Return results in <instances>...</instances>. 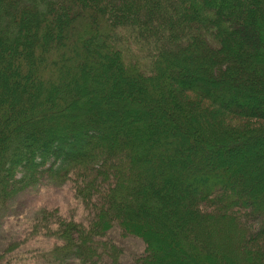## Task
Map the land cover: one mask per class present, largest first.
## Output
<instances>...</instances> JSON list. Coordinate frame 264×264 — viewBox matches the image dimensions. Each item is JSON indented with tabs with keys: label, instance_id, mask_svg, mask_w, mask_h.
<instances>
[{
	"label": "trees",
	"instance_id": "trees-1",
	"mask_svg": "<svg viewBox=\"0 0 264 264\" xmlns=\"http://www.w3.org/2000/svg\"><path fill=\"white\" fill-rule=\"evenodd\" d=\"M241 51L242 73L258 81L231 77V91L224 75ZM259 80L264 0H0V220L20 193L71 182L87 210L97 198L105 210L77 222L39 215L57 237L50 264H124L114 228L146 244L126 264H143L162 228L178 252L221 264L210 235L229 222L245 260L264 264V205L252 198V187L264 191L254 179L264 153L246 176L228 159L264 140ZM176 121L192 139L230 142L215 151L221 161L196 149L176 170L179 128L163 130ZM147 212L157 219L139 224Z\"/></svg>",
	"mask_w": 264,
	"mask_h": 264
},
{
	"label": "rangeland",
	"instance_id": "rangeland-1",
	"mask_svg": "<svg viewBox=\"0 0 264 264\" xmlns=\"http://www.w3.org/2000/svg\"><path fill=\"white\" fill-rule=\"evenodd\" d=\"M257 33L259 34V30H257ZM234 42L231 40V46L234 48ZM239 43V42H236ZM241 46V45H240ZM240 50V48H239ZM242 50V49H241ZM244 51V50H243ZM241 51L239 53V60L236 61V63H233L232 66L229 67L230 69L226 71L227 74L224 75L225 81H231V77L235 79L234 85L235 87L247 85V83H251L255 81H258V78L255 75H245L242 73L243 68L247 64V59L245 57V53ZM194 64L197 65L195 62ZM232 68V69H231ZM227 75V76H226ZM251 81V82H250ZM210 82V81H208ZM225 83V88H229V90H233V85L229 83ZM244 82V83H243ZM260 82V80H259ZM260 84H264V82H260ZM221 85V84H220ZM217 87V86H216ZM212 88H209L207 90H211ZM224 90V89H223ZM221 92V91H220ZM221 93H224L221 92ZM228 93V92H225ZM226 95V94H225ZM114 106V103H111L110 106ZM132 107H139V103L131 104ZM108 112L114 113L116 112L115 108L110 109L109 106ZM106 118H110L109 114H107ZM173 122V121H172ZM166 126V124H165ZM159 128H161V125H159ZM174 128H179L176 130L175 135V146L177 147V152H179L180 156H176L177 163L175 160L174 163L170 164V167L174 165L176 170H182V166L185 164V153L193 151L194 154H197L196 149H202L203 151L210 147L213 149V152L216 153L215 157H207L211 159H216L221 161L219 159L223 155L217 154L215 152L216 150L218 153H221L222 148L230 145V142H223L218 140H211L208 139L207 136H203L201 139L199 138H193L191 137V134L182 127L178 121L175 122V125H168L163 130H166V133H168L170 130H173ZM218 137H223V135H220L217 133ZM198 139L199 143L195 142V140ZM188 140V141H186ZM186 141V142H185ZM197 141V140H196ZM163 143V140H161V144ZM177 143V144H176ZM187 144V149H186ZM264 140L263 142H258L257 145H254V143L251 144V146H245L241 149H239L238 155H240V159L242 160L241 163H243V172L248 173V169H250L251 165L255 166L257 161H261L260 158H248L249 156L258 153L257 156L264 153ZM250 148V149H249ZM252 148V149H251ZM248 149V150H247ZM256 149V150H254ZM188 150V151H187ZM260 153V154H259ZM217 157V158H216ZM237 155L235 158L233 156L228 157V159H237ZM191 162V158L189 159ZM254 164V165H253ZM169 166V164H167ZM242 165V164H238ZM234 173L235 171H238L239 168L234 167ZM231 169V172H233V167H229ZM263 165L258 172L255 171V180L257 182H261L264 184V173H263ZM253 180V179H252ZM250 180L249 182H251ZM251 183L247 185V188L249 189ZM252 194L253 199L254 197H259L262 202L261 204L264 205V191L261 190L262 194H259L258 190H256L254 187H252ZM251 194V195H252ZM96 206L94 210L90 211L87 210L86 207H89L87 204H85L82 199L76 196L75 193V184L73 183H67L63 186H56L54 183H45V186H39L34 189L26 190L20 195L15 198L12 202H10L8 210L3 215L2 219L0 220V261H3L5 264H50V251L55 245L57 246V237L52 235L49 236L44 232L43 230H40L41 227L37 223L36 219L39 215H41L44 211H56L57 214L64 216L68 220L73 221H87L90 220L91 216L94 215L95 210L97 209L99 213H103V207L104 204L99 205L97 202L99 201V198L96 200ZM92 201V203H94ZM86 206V207H85ZM139 218V224H142L143 222L145 224L151 222L153 219H157L154 214L150 213H142L138 216ZM255 223H257L260 226V223L258 222V219L253 220ZM54 222L56 223L57 220L55 219ZM230 223V222H229ZM229 223H222L216 227V232L211 231V245H216L215 249L217 250V253L219 255L224 256V258H219L221 264H252L253 262H247L245 260V256L241 252L243 248L238 249L239 247H235V243L237 242L238 238V226L240 225L237 222H234L235 225L233 227L229 226ZM257 224H254V226H257ZM152 228V227H151ZM115 231H111L109 235H111V240H113L114 244L120 248V250H123V255L118 258L119 261L123 262L124 264L128 263L129 261L138 258L141 254L146 252V244L142 243V241L135 237L136 235L125 237L122 235V233L114 228ZM140 229V228H139ZM144 230V228H142ZM46 231V230H45ZM160 238L164 241L169 242L168 237L166 236L167 231L162 228V230H159L158 233ZM159 238V239H160ZM204 238V237H203ZM158 239V241L154 240V242L151 240L152 247L151 251H149L146 255V258L143 261V264H200L197 261H194L190 259L187 255H185L182 252H178L176 250V247L173 246V242L170 244H167V247ZM7 242H10L8 246L6 245ZM169 247L172 251H169ZM214 248V247H213ZM12 249V250H10ZM207 252V251H206ZM205 252V253H206ZM179 253H182L181 255ZM204 253V252H203ZM242 256L243 261H239L237 254ZM145 254V253H144ZM143 254V255H144ZM208 254V253H207ZM196 257V256H195ZM177 259V261H176ZM195 259V258H194ZM223 259V261H222ZM193 261V262H190ZM78 264L77 260L71 261V264ZM141 264V263H140Z\"/></svg>",
	"mask_w": 264,
	"mask_h": 264
},
{
	"label": "bare ground",
	"instance_id": "bare-ground-1",
	"mask_svg": "<svg viewBox=\"0 0 264 264\" xmlns=\"http://www.w3.org/2000/svg\"><path fill=\"white\" fill-rule=\"evenodd\" d=\"M237 156H238L237 159H233V161H231V162H233V166H235L236 168H239L237 171L238 174H240L242 176H246V173L243 172V168H242L243 163H241L242 160L239 158L240 155H237ZM257 157L260 158V160H262V158H263L261 155L254 156V158H257ZM234 158H235V156H234ZM238 164H242V165L240 166Z\"/></svg>",
	"mask_w": 264,
	"mask_h": 264
}]
</instances>
